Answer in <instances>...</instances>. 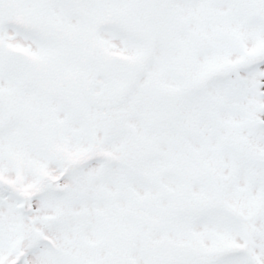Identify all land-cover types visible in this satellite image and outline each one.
Instances as JSON below:
<instances>
[{"label": "snow or ice", "instance_id": "1", "mask_svg": "<svg viewBox=\"0 0 264 264\" xmlns=\"http://www.w3.org/2000/svg\"><path fill=\"white\" fill-rule=\"evenodd\" d=\"M0 264H264V0H0Z\"/></svg>", "mask_w": 264, "mask_h": 264}]
</instances>
